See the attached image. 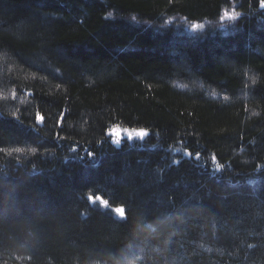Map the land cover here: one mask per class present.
<instances>
[{
	"label": "trees",
	"instance_id": "16d2710c",
	"mask_svg": "<svg viewBox=\"0 0 264 264\" xmlns=\"http://www.w3.org/2000/svg\"><path fill=\"white\" fill-rule=\"evenodd\" d=\"M0 264H264L260 0H0Z\"/></svg>",
	"mask_w": 264,
	"mask_h": 264
},
{
	"label": "rangeland",
	"instance_id": "374dc122",
	"mask_svg": "<svg viewBox=\"0 0 264 264\" xmlns=\"http://www.w3.org/2000/svg\"><path fill=\"white\" fill-rule=\"evenodd\" d=\"M225 13H227L228 15L226 16ZM232 15H235V17L237 16L236 10L234 9V5L232 7H230V8H227L224 11V14H223L222 18L220 19L219 23L217 24V26L220 27L219 25H221V27H222V26H228V25L232 24L234 22V20H235V19H229V17L232 16ZM182 25H183L184 29H190V30L193 29L194 31L200 30V29H202L204 27V25H201V24L189 25L186 22L182 23ZM128 130H132V129L123 128L121 126H115V127H112L109 130L108 134L110 135L109 137L113 141L114 145L121 146L122 142L124 140H126V139H128L130 141L143 140V139H140L139 137H135V138L129 139ZM118 137H122L120 144L116 143V140H117ZM97 200H98V202H99L98 204L100 206L105 207V201L102 198H99ZM106 203L109 204L107 201H106ZM105 208H107V207H105ZM114 212H115V209H114ZM115 214H116V212H115Z\"/></svg>",
	"mask_w": 264,
	"mask_h": 264
},
{
	"label": "snow or ice",
	"instance_id": "6c2138e0",
	"mask_svg": "<svg viewBox=\"0 0 264 264\" xmlns=\"http://www.w3.org/2000/svg\"><path fill=\"white\" fill-rule=\"evenodd\" d=\"M260 7L264 8V0H260ZM225 15L227 16L228 14L225 13ZM229 19H235V15H232L229 17ZM37 120L38 121H42L43 117L41 115H37ZM60 124L63 123V119L61 118V120L59 121ZM149 133L147 130L145 129H140V130H128V137L129 139L135 138V137H139L140 139H144L146 136H148ZM122 137H118L116 140L117 144H120ZM105 207H107V203L105 202ZM116 214L118 215L119 218L121 219H126L127 217V210L123 207H118L115 209Z\"/></svg>",
	"mask_w": 264,
	"mask_h": 264
}]
</instances>
